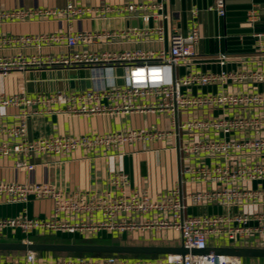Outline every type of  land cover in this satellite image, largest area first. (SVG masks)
Returning a JSON list of instances; mask_svg holds the SVG:
<instances>
[{
  "label": "built area",
  "instance_id": "2783aa9c",
  "mask_svg": "<svg viewBox=\"0 0 264 264\" xmlns=\"http://www.w3.org/2000/svg\"><path fill=\"white\" fill-rule=\"evenodd\" d=\"M207 10L224 18L226 0H210ZM122 12L131 16L138 14L153 24L38 36H0V47L65 45L69 49L62 54L44 56L0 54V76L13 71L61 67L112 71L115 80L116 68L120 67L124 72V84L120 86L113 83L105 88L83 91L0 94V107L20 108L17 122L0 126V157L62 156L75 150H114L125 144L172 136L184 138L178 151L188 162L179 183L165 193L152 195L147 189L133 188L126 174L113 175L108 188L100 194L64 193L37 183L0 182V199L7 203L26 202L29 197L52 202V213L47 218H31L25 214L0 217V238L12 232H18L23 237L22 242H30L28 238L37 234L90 239L128 233L158 235L171 232L178 234L181 245L187 249L264 247V116L247 115L252 110L264 109V93L222 91L193 95L188 92L191 87L208 85H263L264 70L190 72L177 76L178 67L194 63L201 35L191 20L187 33L171 27L167 36L161 22L167 21L169 16L160 3L128 4L117 8L103 6L92 10L77 8L68 2L64 9L0 11V21L33 16L79 17L86 13L106 19L109 14ZM191 15L194 18L196 11H191ZM256 22L257 12L251 9L247 23L260 51L264 32L254 31ZM166 38L168 48L164 47ZM115 43L132 46L111 48L110 45ZM141 44L153 46L147 48ZM214 112L218 115H202ZM150 113L167 115L171 130L122 129L108 134L44 139L27 136V119L37 114L90 117ZM206 158L212 162H190ZM14 167L20 171L33 168L23 160L15 161ZM189 185L201 187L187 189ZM196 206L223 207L234 209V212L195 215L192 211ZM0 264L244 263L241 258L214 254L122 258L27 251L13 260L0 259Z\"/></svg>",
  "mask_w": 264,
  "mask_h": 264
},
{
  "label": "crops",
  "instance_id": "0c3cea01",
  "mask_svg": "<svg viewBox=\"0 0 264 264\" xmlns=\"http://www.w3.org/2000/svg\"><path fill=\"white\" fill-rule=\"evenodd\" d=\"M68 2L73 4L74 7L90 8L92 10L103 6L117 8L128 4L160 3L163 5L164 12L169 16L167 21L161 22V25L165 27L167 36L171 27L187 33L190 22L193 20L198 26L201 39L196 47L194 63L178 67L176 69L177 76L190 72L216 73L219 71L264 70V40L261 43L262 48L258 51L256 39L252 36V30L247 23L249 11L255 9L257 22L254 31L264 32V0H226V15L224 18H220L215 13L207 10L210 0H0V11L64 9ZM193 10L196 11L194 18L191 15ZM152 24L151 20L146 22L138 14L131 16L127 12L112 13L106 19H100L95 13H86L79 17L33 16L0 21V36H38L65 33L67 31L88 32L101 29L134 28ZM129 46H132V44L115 43L110 45L114 49H123ZM141 46L149 48L153 45L141 44ZM164 47L168 48L167 38ZM68 51L69 49L65 45H42L40 48L32 46L0 47V54L5 56L19 53L26 56L57 55ZM70 69L84 68L53 67L13 71L6 76H0V94L10 96L36 93L38 89L48 87L50 82L56 81L58 70L64 72ZM50 75L51 79L49 78ZM28 84H31L30 89L34 92L31 93L27 90ZM222 91L264 93V84L244 86L208 85L188 89V92L193 95L220 93ZM19 110L20 108L0 107V126L12 125L17 122ZM202 115L205 117L208 115L217 116L218 113H203ZM247 115L264 116V109L252 110ZM122 129L167 132L171 130V124L167 115L152 113L90 117L37 114L27 119V136L29 139H44L56 136L75 137L90 133L108 134ZM183 141L184 138L177 139L168 136L151 142L125 144L114 150L99 149L93 152L75 150L62 156L46 154L25 158L22 155L0 157V182L37 183L52 186L64 193L92 192L100 194L108 188L113 175L126 174L130 177L133 188L147 189L152 195L162 194L179 183L182 171L188 164L178 151V147ZM21 160L32 165L33 168L24 171L16 169L14 162ZM190 162L193 164H210L212 160L208 158L192 159ZM198 187H201V185H189L187 189ZM230 211L234 212V209L196 206L193 208L192 213L195 215L221 214ZM51 213L52 202L49 199L29 197L26 202L14 204L0 199V217L25 214L31 218H47ZM133 234L131 236H137V238L147 237L152 241L159 236ZM32 236L56 235L37 234ZM30 237L28 240H30ZM56 237L67 236L57 235ZM22 239L23 237L18 232H12L5 234L0 238V241L19 242ZM147 245L178 247L181 243L174 245L153 242ZM19 255L20 253H0V259L13 260ZM247 260L242 259V262L244 264L254 262L264 264V261H260L261 259Z\"/></svg>",
  "mask_w": 264,
  "mask_h": 264
},
{
  "label": "water",
  "instance_id": "95a60500",
  "mask_svg": "<svg viewBox=\"0 0 264 264\" xmlns=\"http://www.w3.org/2000/svg\"><path fill=\"white\" fill-rule=\"evenodd\" d=\"M117 79H112V71L91 69H70L57 71L56 81L50 82L48 87H42L38 92L83 91L86 89L105 88L110 84L123 85V69L118 67L114 71ZM51 79V75L49 76ZM31 84L27 85L29 92H34ZM36 252V253H59V254H120V255H167V254H214L236 257L241 259H264V247H207L205 249H187L182 245L178 247L159 245H122V244H85L77 243L71 238L68 243L49 242H1L0 252Z\"/></svg>",
  "mask_w": 264,
  "mask_h": 264
},
{
  "label": "trees",
  "instance_id": "16d2710c",
  "mask_svg": "<svg viewBox=\"0 0 264 264\" xmlns=\"http://www.w3.org/2000/svg\"><path fill=\"white\" fill-rule=\"evenodd\" d=\"M32 236V235H31ZM30 240L34 242H49V243H68L70 238L68 237H56V236H39V237H30ZM77 243H85V244H118L111 237H94L90 239L84 238H75ZM0 253H22V252H0ZM59 254V253H53ZM69 256H85V257H97V256H117L122 258H154L158 257L155 255H120V254H65Z\"/></svg>",
  "mask_w": 264,
  "mask_h": 264
},
{
  "label": "rangeland",
  "instance_id": "374dc122",
  "mask_svg": "<svg viewBox=\"0 0 264 264\" xmlns=\"http://www.w3.org/2000/svg\"><path fill=\"white\" fill-rule=\"evenodd\" d=\"M18 235V234H17ZM132 234H119L118 236L113 235L111 236L114 241H116L118 244L122 245H147L151 243H161V244H180V238L178 234H172L171 232H164L162 234H158L159 236L155 239L149 240L147 237L137 238V236H131ZM244 259V258H243ZM248 259V260H247ZM247 261H251L252 259L246 258ZM260 261H264V259H261Z\"/></svg>",
  "mask_w": 264,
  "mask_h": 264
}]
</instances>
